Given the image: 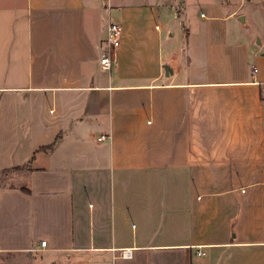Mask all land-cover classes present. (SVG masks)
I'll return each mask as SVG.
<instances>
[{
  "label": "crops",
  "instance_id": "1",
  "mask_svg": "<svg viewBox=\"0 0 264 264\" xmlns=\"http://www.w3.org/2000/svg\"><path fill=\"white\" fill-rule=\"evenodd\" d=\"M167 2L0 0V264H264V33Z\"/></svg>",
  "mask_w": 264,
  "mask_h": 264
},
{
  "label": "rangeland",
  "instance_id": "2",
  "mask_svg": "<svg viewBox=\"0 0 264 264\" xmlns=\"http://www.w3.org/2000/svg\"><path fill=\"white\" fill-rule=\"evenodd\" d=\"M242 0H168L167 3L170 5H178L182 3L184 10V20L186 17V13L189 11L188 15L192 18H200L199 13L204 11L209 14L213 10H220L223 12L231 11L232 9L238 8ZM241 9H239V14L243 15V13H248L247 23H251L253 26L254 32L261 31L264 33V9L261 5H255L254 3H248L247 1L242 2ZM187 10V11H185ZM105 16L109 17V8H105L104 11ZM163 18V17H162ZM107 37V36H106ZM106 44V43H105ZM256 48L259 52L257 55V59L254 62V65L263 64V59H261V55L264 53V46L255 44ZM2 180L5 177L1 178Z\"/></svg>",
  "mask_w": 264,
  "mask_h": 264
},
{
  "label": "built area",
  "instance_id": "3",
  "mask_svg": "<svg viewBox=\"0 0 264 264\" xmlns=\"http://www.w3.org/2000/svg\"><path fill=\"white\" fill-rule=\"evenodd\" d=\"M122 26L110 20L107 23V37H106V50L101 57V67L104 70H108L112 67V52L121 45L122 40ZM254 72H257V68L253 67ZM262 91L264 92V82L262 83ZM108 139V136L102 135L98 138L99 141ZM42 245H46V241H42ZM198 255H204V251H198ZM121 255L125 258L132 257V251L130 249L121 250Z\"/></svg>",
  "mask_w": 264,
  "mask_h": 264
},
{
  "label": "trees",
  "instance_id": "4",
  "mask_svg": "<svg viewBox=\"0 0 264 264\" xmlns=\"http://www.w3.org/2000/svg\"><path fill=\"white\" fill-rule=\"evenodd\" d=\"M16 169H18V168H16ZM4 173H7V172H4ZM3 175H4V174H1V178H3ZM1 178H0V179H1ZM1 180H2V179H1Z\"/></svg>",
  "mask_w": 264,
  "mask_h": 264
}]
</instances>
